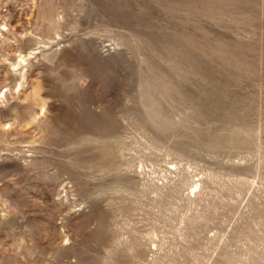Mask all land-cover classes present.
I'll return each instance as SVG.
<instances>
[{"label":"rangeland","instance_id":"374dc122","mask_svg":"<svg viewBox=\"0 0 264 264\" xmlns=\"http://www.w3.org/2000/svg\"><path fill=\"white\" fill-rule=\"evenodd\" d=\"M0 264H264V0H0Z\"/></svg>","mask_w":264,"mask_h":264}]
</instances>
